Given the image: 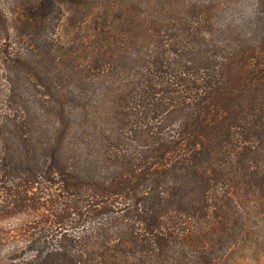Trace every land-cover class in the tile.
Listing matches in <instances>:
<instances>
[{"label":"rangeland","instance_id":"1","mask_svg":"<svg viewBox=\"0 0 264 264\" xmlns=\"http://www.w3.org/2000/svg\"><path fill=\"white\" fill-rule=\"evenodd\" d=\"M16 0L0 5V264H89L90 229L117 223L160 264H264V182L215 201L204 110L232 96L264 112V0ZM61 50L88 56L112 94L111 165L63 145ZM169 157L199 202L162 194Z\"/></svg>","mask_w":264,"mask_h":264},{"label":"trees","instance_id":"2","mask_svg":"<svg viewBox=\"0 0 264 264\" xmlns=\"http://www.w3.org/2000/svg\"><path fill=\"white\" fill-rule=\"evenodd\" d=\"M1 1L16 2L0 0V5ZM253 3L242 0L245 11L252 10ZM58 63L68 114L63 145L84 169L100 173L111 165L113 155L111 137L116 122L111 91L101 69L88 56L61 50ZM4 92L0 58V119L5 110ZM204 126L215 201L223 208L243 191L264 182V112L232 96H221L206 106ZM157 186L186 209L199 202L191 168L180 158L165 160L158 170ZM89 233L94 250L89 264H160L157 256L146 253L141 236L117 223L98 222Z\"/></svg>","mask_w":264,"mask_h":264}]
</instances>
